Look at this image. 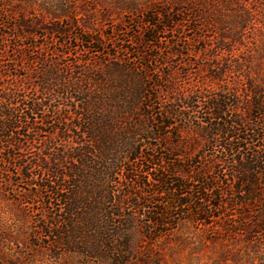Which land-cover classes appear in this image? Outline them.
Masks as SVG:
<instances>
[{"label":"trees","instance_id":"obj_1","mask_svg":"<svg viewBox=\"0 0 264 264\" xmlns=\"http://www.w3.org/2000/svg\"><path fill=\"white\" fill-rule=\"evenodd\" d=\"M95 1L102 6L111 0ZM114 1L120 10H142L136 24L140 36H133L131 42H152L156 35L183 26L199 33L197 40L205 43L200 51L211 57V62L199 66L206 84L198 90L177 88L172 108L166 109L152 101L162 90L173 93V88L159 89L161 76L147 82L146 72V82H137L133 94L125 92L115 99L118 113L131 119L133 111L137 116L142 111L150 125L149 132L134 141L115 127V110L104 109L103 104L111 101L104 88L83 87L72 76L58 80L55 72L48 74L55 66L35 77L16 72L19 82L9 86L0 80V167L21 169L29 184L48 193L42 202L49 214L44 221L45 236L51 239L47 247L77 254L85 264H167L157 242L174 235L178 223L171 219L177 215L203 226L207 241L217 237L253 242L264 237V0H146L147 6L134 0ZM71 5L73 0H42L39 10H25L30 6L27 0H0V46L44 38L59 43L85 41L92 35L88 42L98 46L114 42L113 33L103 34L77 18L83 12ZM203 30L207 34H200ZM179 53L171 48L172 56ZM132 61L120 58L114 66H99L100 72L122 78L148 67L134 66L137 62ZM93 81L99 84V79ZM25 85L35 93L25 95ZM59 87L73 99L74 113L68 116L52 109L60 126L47 133L66 141L67 148L55 147L54 155L42 148L43 157L36 162L17 165L19 156L11 151L23 150V140L36 142L21 130L43 132L33 126L37 118L52 125L43 113L49 108L47 99L55 97ZM173 117L183 124L172 123ZM131 125L126 124V129ZM183 127L188 128L182 136L184 145L178 140L160 156L141 155L143 164L151 166L140 171L139 179L133 175L131 163L143 151L145 144L139 143L148 140L149 133L159 139L164 137L161 133L174 129L172 136L178 138ZM120 142L132 150L126 160L113 156ZM196 145L199 149L193 152ZM182 147L192 153L182 154ZM115 175L126 180L124 192L113 186ZM150 186L158 187L154 199H142L144 187ZM165 196L166 201L157 198ZM178 208L184 210L172 214Z\"/></svg>","mask_w":264,"mask_h":264},{"label":"rangeland","instance_id":"obj_2","mask_svg":"<svg viewBox=\"0 0 264 264\" xmlns=\"http://www.w3.org/2000/svg\"><path fill=\"white\" fill-rule=\"evenodd\" d=\"M27 1L30 6H24L25 10L40 9L39 6H41L42 0ZM134 1L136 3L143 2V5L147 6L146 0ZM105 3L107 4L105 5ZM115 4L116 1L114 0L104 2L103 5L105 6H99L98 1L95 0H73V6L71 5L74 7L73 10L83 12L82 15L77 13V18L86 21L85 23H90L95 28L97 27L103 34L113 33L114 42L106 41L105 44L98 46L93 41L88 42L90 37L86 38L85 41L73 39L70 41L64 40L63 43L44 38L17 42L15 46H12V44L1 45V84L4 83L9 86L15 84L14 82L18 83L19 81L14 78L16 72L27 77H35L49 66H55V68L48 69V74L52 71L55 72L58 80H63L66 78L65 76H72L71 80L79 82L83 87L88 85L90 89L95 88V90L104 88L106 98L111 99V101H106L103 107L106 110H108V107L115 110V115L112 116L115 120V127L117 130L124 129L125 131L121 133H125L126 138L131 140L134 138L135 141L137 137L147 134L150 125L147 124V119L142 118V111L138 116L136 110L133 111L129 115L132 118L127 119V115L118 113L119 102L115 103V99L123 96L125 92H128V95L133 94L137 82H146L144 76L147 72V82L161 76L163 77V83L159 89H164V87L166 89L173 88L171 94L162 90L163 92H160L156 100L152 101L153 104L155 106L161 105L166 109L172 108L177 88L183 86L187 90L190 88L198 90L200 87L205 86L207 78L204 74H201L199 66L211 62V57L208 53L200 51L205 43L197 40L199 33L195 34L185 26L179 27L176 31L156 35L152 42L144 44L137 43L135 40L131 42L133 36H136V38L140 36V30L136 27V24L141 21L142 10H120L118 6H114ZM14 5L15 10L18 2ZM200 34H207L206 30H203ZM92 36L94 37V35ZM171 48L178 50L179 55L172 56ZM120 58L133 59L132 62L136 60L137 63L135 62L134 66L145 64L148 67L141 71H131L130 74L132 75L122 78L116 77L114 72L110 75L100 72L104 64L114 66L116 60ZM132 62L130 63L132 64ZM6 65L10 66L9 69L5 67ZM10 68H14L16 71L14 69L10 70ZM93 78L99 79V84L95 83ZM20 83L21 85L25 84ZM57 84L61 85L62 81H58ZM23 88H25V95L35 93L31 85H25ZM61 90V87H59L55 91V97L49 96L50 101L47 99L49 108L45 109L43 113L44 118L52 125L48 123L41 124L40 118H37L33 126L42 128L38 130H43V132L40 131L36 135L32 129L29 133L25 127L21 130V133L25 131L26 134L34 136L36 142L26 143L22 139V143L25 144L22 147L23 150L11 151V154L19 156L16 161L13 160L17 165L24 166V164L36 162L42 156L40 153L42 148L45 150L44 153L49 152L52 155L56 152L53 150L55 147L60 148V150L67 148L66 141L59 138V136H52L47 133L52 127L60 126L55 116H53L52 109L63 114L66 113L68 116H72L74 113L73 106L75 103L73 99L70 98V94L62 93ZM122 104L120 103L121 107ZM134 116L135 118H133ZM171 120L174 124H183L180 118L173 117ZM67 122L70 123V120ZM129 122L132 123L130 130L126 129V124L128 125ZM186 129L188 128L183 127L178 132V138L172 136L171 132L174 129L161 133L164 137L161 136L162 138L159 139L154 138L149 133L150 138L139 143L145 144L143 151H141V154H137L138 159L131 163L133 164V175H137L139 179L140 171H144L151 166L146 167L144 165L146 162L143 158H140L141 155L157 154L160 156L167 153L164 148L169 144L173 145V142L178 140L180 141L179 145H184L182 140L184 137L182 136L186 134ZM48 146L51 148L48 149ZM117 146L118 148L113 151L114 157H122V160H126L131 156L132 150L124 147L121 142ZM150 147L153 149H150ZM198 149L199 147L196 145L193 152ZM177 150L178 148H174L176 153ZM181 153L187 155L192 151L188 147H182ZM141 164L144 165L143 169ZM5 169L0 167V264H85L84 259L77 254L63 253L60 249L47 247L51 239L45 236L47 233L44 231V221L49 214L44 209L42 202H46L48 193L40 191L33 184H29V181H26L23 175L20 174L21 169L13 166L8 167V170L6 167ZM33 171L34 174H38L35 167H33ZM112 179L113 186L118 189V192L120 190L124 192L123 188H125L126 180L122 179V175H115ZM144 188L147 192H145L146 194L143 195L142 199H154L153 194L158 187ZM157 198L160 201L167 200L166 196ZM150 206L154 205L150 204ZM138 209H141V207ZM186 209H191V207ZM182 210L184 209L172 210V214L179 213ZM183 218H186V216L177 215L175 219H171L172 221L175 220L178 225H176L174 235L164 237L165 241L167 240L169 243L165 244V241L163 243L157 242L158 245L162 246L167 264H264V237L256 238L253 242H245L241 238L222 239L217 237L207 241L208 236L203 226L191 220L183 221ZM136 237L139 238L141 235L137 233Z\"/></svg>","mask_w":264,"mask_h":264}]
</instances>
